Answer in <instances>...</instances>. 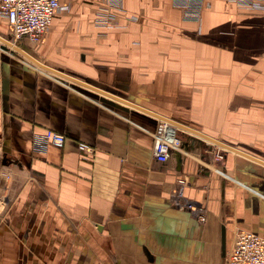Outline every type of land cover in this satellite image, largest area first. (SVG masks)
Segmentation results:
<instances>
[{
	"label": "crops",
	"instance_id": "1",
	"mask_svg": "<svg viewBox=\"0 0 264 264\" xmlns=\"http://www.w3.org/2000/svg\"><path fill=\"white\" fill-rule=\"evenodd\" d=\"M103 1L61 0L38 45L0 18V264H227L238 234L264 236V12L124 0L138 21L106 29ZM162 119L182 141L166 163Z\"/></svg>",
	"mask_w": 264,
	"mask_h": 264
},
{
	"label": "built area",
	"instance_id": "2",
	"mask_svg": "<svg viewBox=\"0 0 264 264\" xmlns=\"http://www.w3.org/2000/svg\"><path fill=\"white\" fill-rule=\"evenodd\" d=\"M229 1H238L248 9L264 12V0ZM175 2L183 10L186 21H200L202 8L206 6L205 0H175ZM65 10H69V7L63 6L61 0H0V18L9 25L11 39L8 41L11 46H16L24 39L35 45L42 43L52 27L56 14ZM127 15L124 0H104L97 12L96 25L106 29H121L125 27L123 20L138 21V17ZM43 139L45 145L52 144L59 148L64 147L66 143L65 135L54 131H48ZM181 144L182 141L177 137L171 124L161 123L155 134L154 159L160 163L168 162L172 151L181 147ZM39 148L46 149L43 146ZM78 148L87 155L95 154V148L88 144L80 143ZM216 157L218 160L224 158L220 153L216 154ZM185 183V180L179 181L180 197L183 195ZM176 205L198 215L202 223L206 222L202 206L189 202L182 203L178 200ZM227 264H264V236L252 232L238 234Z\"/></svg>",
	"mask_w": 264,
	"mask_h": 264
},
{
	"label": "rangeland",
	"instance_id": "3",
	"mask_svg": "<svg viewBox=\"0 0 264 264\" xmlns=\"http://www.w3.org/2000/svg\"><path fill=\"white\" fill-rule=\"evenodd\" d=\"M9 37H10V38H9ZM1 38H2V37H1ZM3 38H4V39H7V40H10V39H11V35H9L8 38H7V36H6V37L3 36ZM0 42H1L2 44L5 45L3 39H0ZM10 42H11V41H10ZM18 44H19V43H18ZM18 44H17V45H18ZM17 45H16V46H17ZM3 49H5L4 52H5L6 54H8V55H12V54H14V52L12 51L13 48H12L11 46L9 47V46L7 45V47H4ZM11 49H12V50H11ZM19 57H20V59L23 61V63H36V62L34 61V59H32L31 57L29 58L27 54H24V55H23V54H22V55L20 54ZM161 123H163V124H164V123L172 124V123L170 122V120H168V119H162V121H159V122H158L157 128H156V130H155V134L158 132V129H159ZM171 126H172V125H171ZM222 156H223V155H222ZM223 157H224V156H223ZM219 172H220V175H221V174L224 175V173H223L222 171H219Z\"/></svg>",
	"mask_w": 264,
	"mask_h": 264
},
{
	"label": "bare ground",
	"instance_id": "4",
	"mask_svg": "<svg viewBox=\"0 0 264 264\" xmlns=\"http://www.w3.org/2000/svg\"><path fill=\"white\" fill-rule=\"evenodd\" d=\"M12 47H14V46H12ZM181 129V128H180Z\"/></svg>",
	"mask_w": 264,
	"mask_h": 264
}]
</instances>
